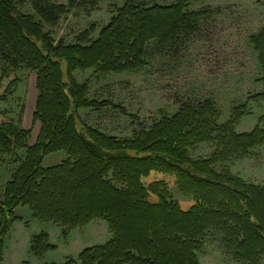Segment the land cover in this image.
<instances>
[{"label":"trees","instance_id":"16d2710c","mask_svg":"<svg viewBox=\"0 0 264 264\" xmlns=\"http://www.w3.org/2000/svg\"><path fill=\"white\" fill-rule=\"evenodd\" d=\"M34 14H21L23 0H0V105L18 92L16 72L36 74L34 113L40 132L23 128L22 115L0 119V163L16 164L0 201V264L5 239L22 221L16 210L29 208L33 218L61 229L68 239L95 220L107 223L112 238L81 252L64 264H201L206 242L214 238L237 264L264 260V186L244 182L224 168L264 146V115L249 133L237 128L253 105H264V93L232 109L221 123L213 99L186 102L179 110L144 127L131 138L109 136L87 125L81 111L116 110L110 100L91 98L89 81L77 72L94 71L97 78L141 72L147 67L151 43L167 53L200 35L222 9L190 10L198 0L171 5H146L143 0H110L117 15L95 41L85 32L75 44L56 43L44 25L56 27L75 9L94 11L102 0H28ZM264 84V26L249 37ZM212 145L211 156L194 160L190 151ZM64 152L66 159L45 168L47 157ZM175 176L179 191L195 204L183 210L165 183L146 186L151 173ZM57 250L48 233L31 240L30 253L43 258Z\"/></svg>","mask_w":264,"mask_h":264},{"label":"rangeland","instance_id":"374dc122","mask_svg":"<svg viewBox=\"0 0 264 264\" xmlns=\"http://www.w3.org/2000/svg\"><path fill=\"white\" fill-rule=\"evenodd\" d=\"M53 1L67 6L73 0ZM143 1L148 6H167L175 2ZM23 2L21 14L33 15L29 1ZM121 7L122 4L115 8L110 0H102L94 11L75 9L64 16L56 27L44 25V31L56 43L70 45L95 28L88 37L90 41H95ZM203 9H222V13L209 22L200 35L173 51L160 53L156 43H151L146 57L147 67L143 71L112 74L104 78H97L94 71L77 72L75 77L79 83L90 82L92 99L110 100L117 106L116 110L102 113L81 111L84 122L106 135L131 138L142 128L151 127L164 116L175 114L182 104L211 98L221 111V123H225L230 119L234 107L245 103L249 96L264 93V84L258 81L261 70L257 55L249 43V37L264 26V0H198L190 7L192 11ZM12 78L19 79L20 86L8 103L0 105V119L17 121L22 115L23 128L32 132L33 145L40 132V124L34 120L36 74L21 70ZM9 81L4 82L0 95ZM250 112L237 128L238 133H249L256 127L259 118L264 115V105H253ZM214 150L212 145H203L190 151V154L194 160L204 159L211 156ZM66 158L64 152L51 155L46 158L44 167L58 165ZM15 168L16 164L9 159L0 163V201ZM224 168L248 184L264 186V146L251 152L249 157L219 166L217 170ZM143 182L146 186L165 183L171 198L183 210H189L195 204L191 197L179 191L175 176L153 172ZM16 214L22 221L14 225L5 239L4 261L1 264H64L68 258L77 259L85 249L103 245L112 238L104 221L95 220L88 227L72 232L64 240L60 228L35 220L29 208H19ZM42 232L50 235L51 243L57 246V250L37 258L30 253L31 240ZM200 262L237 264L214 238L206 242Z\"/></svg>","mask_w":264,"mask_h":264}]
</instances>
